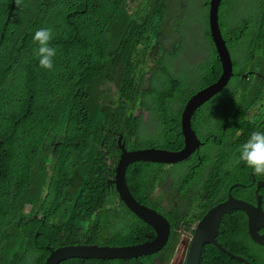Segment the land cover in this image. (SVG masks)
I'll return each mask as SVG.
<instances>
[{"label": "trees", "instance_id": "16d2710c", "mask_svg": "<svg viewBox=\"0 0 264 264\" xmlns=\"http://www.w3.org/2000/svg\"><path fill=\"white\" fill-rule=\"evenodd\" d=\"M211 2L21 0L17 5L16 0H0V264H45L50 251L59 246L51 215L47 212L42 223L25 212L28 204L39 205L37 192L48 176V200L64 209L58 213L64 227L68 222L73 225L74 237L67 245L92 243L86 235L88 223L108 204L121 207L123 216L121 238L112 245L140 244L137 229L142 233V227H152L125 202L115 201L118 194L111 184L122 154L119 136L123 133L126 148L133 147L136 128L140 131L147 125L137 111H149V120L166 117L168 110L183 111L195 93L219 80L223 69L210 29ZM219 22L233 56L234 76L216 96L228 98L216 106L210 100L194 114L201 117L199 111L206 109L212 120H220L228 111L229 128L255 130L256 121L245 115L264 102V0H223ZM190 24L202 30L207 25L200 46L205 58L193 69L185 63L189 55L184 27ZM42 27L54 33L50 44L57 55L51 71L39 67L34 51L32 37ZM183 56L185 66L178 69ZM161 124L164 134L153 128L149 134L165 144L163 137L169 133L164 120ZM239 142L243 144L241 137ZM177 143L174 137L173 145ZM143 176L133 179L132 167L127 168L131 191ZM211 182L209 178L206 195ZM135 195L146 204L147 196ZM170 216L177 221L188 214L174 211ZM227 221L231 233L245 242L231 245L229 251L251 264H264V246L248 234L245 213L223 215L222 223ZM174 249L168 244L142 262L118 261L154 264L159 255L162 261L170 260ZM60 264H86V260L71 258ZM200 264L245 263L206 246Z\"/></svg>", "mask_w": 264, "mask_h": 264}, {"label": "flooded vegetation", "instance_id": "af4514ba", "mask_svg": "<svg viewBox=\"0 0 264 264\" xmlns=\"http://www.w3.org/2000/svg\"><path fill=\"white\" fill-rule=\"evenodd\" d=\"M201 40L200 46L202 45ZM204 58L201 57L195 62L200 64ZM226 98H228L226 95L220 98L214 97L212 98L213 100L211 99V103L213 106H216ZM199 113H201V117L194 114L191 121L192 127L201 141V146L187 160L175 164L136 162L131 165L133 179L138 177L139 174L144 175L141 180L134 181L136 191L141 195L147 196V202L144 205L155 208L166 216L171 223V235L167 245H175L172 258L168 261H162L163 257L159 255L155 259L154 264H159V260L160 262L162 261V264H171L179 244L178 242L184 237L191 238L193 236L199 221L204 218V215L201 218L198 217L196 213L189 211L192 208L201 207L208 212L217 205L227 201L230 197L256 206L258 197H261L262 208L264 210V186L259 188V184L264 182V176L255 175L253 170L242 161L238 160L236 162L235 159H239V152L234 154L235 149L239 150L237 145H242L239 142V137L245 143L250 133L257 131L259 126L263 127L261 131H264V102L253 107L245 115L251 122L256 121L258 127L255 130L240 131L229 128L228 111L220 120H212L210 118V110L201 109ZM136 114H142L147 125L142 126L140 131L136 128V134L132 137L133 147L128 148L129 150L154 147L157 149L179 151L184 148L185 137L182 130V110L172 109L165 111V116L169 119L156 115L154 120H149V111L146 110L143 112L137 111ZM163 120L166 123L165 127H167L165 133H169V135L163 137L165 144H160V141L157 142L149 133L150 129L153 128L155 132L164 134L162 131L164 125L162 126L161 124ZM174 137L177 139V145H173ZM119 160L120 157L118 158ZM143 171L144 173H142ZM209 178H212L210 184L212 189L210 194L206 195L204 190L208 187ZM50 188L51 177L48 176L37 192V195L40 197L39 205L34 208L31 204H28L25 212L31 213L34 218L41 220L42 223L46 222L48 212L51 215V222L55 226L54 239L56 243L59 246L62 243H64L63 245H67L74 237L73 225L71 222H68L67 226L64 227L63 216L61 215L64 209L56 207L58 206V202H53L52 199L48 200ZM59 210L61 214H58ZM174 211H186L188 216L184 219L182 216L179 220L174 221L170 216V213ZM237 211L239 210H231L230 213L224 215L231 216ZM122 217V209L118 205L108 204L101 208L99 212L93 215L94 220L88 223V228L86 229L88 239H92L93 242L90 244L86 243L85 245L116 246L112 245V243H116L121 238ZM179 222L180 226L176 228ZM240 223H242V220ZM231 228L232 224L229 221H227V224L221 222L217 237V241L228 251L230 250L228 247L232 248L231 245L240 246L241 244H245V242L239 239L238 234L231 233ZM140 229L136 231L138 243L151 241L156 237L153 227H142V233H140ZM176 233L179 235V239ZM260 234H264V226L260 229ZM38 235L39 232H37ZM207 246L214 245L207 244ZM157 254L140 257V262L149 256ZM94 260L96 259H86V264H122L117 259L101 262Z\"/></svg>", "mask_w": 264, "mask_h": 264}, {"label": "water", "instance_id": "95a60500", "mask_svg": "<svg viewBox=\"0 0 264 264\" xmlns=\"http://www.w3.org/2000/svg\"><path fill=\"white\" fill-rule=\"evenodd\" d=\"M222 1L212 0L211 2L210 29L223 72L218 81L206 89L199 90L186 103L182 113V130L185 137L184 148L179 151L157 149L154 147L128 150L125 143H123V133L119 136L118 143L122 154L115 168V177L112 179V183H114L119 193L120 200L125 202L129 209L138 214L144 222L154 228L156 237L151 241L129 246H97L85 244L59 246L50 251V255L46 258L45 264H60L71 258L82 260L120 259L127 261L156 254L167 245L171 235V223L169 219L155 208L142 204L132 194L126 179V171L131 164L136 162L174 164L185 161L200 148L201 141L191 124L192 116L202 104L216 97L220 91L227 87L230 79L234 75V61L232 60L219 22ZM262 186H264V182L259 184V187ZM231 210H239L246 214L250 237L256 244L264 246V234H260V229L264 226V210L262 208L261 197H258L256 206L230 197L227 201L205 212L204 218L198 223L192 240L188 237L182 239L171 264H200L202 249L207 244L214 245L221 252L232 258H237L240 262L251 264L246 259L232 254L217 241L222 216L230 213Z\"/></svg>", "mask_w": 264, "mask_h": 264}, {"label": "clouds", "instance_id": "9594fccd", "mask_svg": "<svg viewBox=\"0 0 264 264\" xmlns=\"http://www.w3.org/2000/svg\"><path fill=\"white\" fill-rule=\"evenodd\" d=\"M16 3H17V5H19L21 3V0H16ZM53 36H54V33H53V30L51 28L42 27V28L36 29L34 32V35L32 37L33 42L37 45V48L34 51H35L36 57L38 58L39 67L42 69L48 70V71H51L54 69V59L57 55V49L55 47L51 46V44H50V41L53 39ZM200 54H204V53H201V51H200ZM138 150H140V149H138ZM239 161H242L247 167L251 168L255 175L264 176V131L252 132L249 139L247 140V142L243 143L240 146V148H239ZM114 177H115V175H114ZM112 179H114V178H112ZM111 184L114 185V183H112V180H111ZM115 189H116V187H115ZM130 190H131V188H130ZM133 193L134 192H132V194ZM117 194H118V197H117L118 200L122 201L119 198L118 192H117ZM133 195H135V194H133ZM135 197H136V195H135ZM192 237L190 238V240H192ZM182 239L178 242L179 244L176 248V252H177V249H178ZM176 252H175V254H176ZM127 261H129V260H127Z\"/></svg>", "mask_w": 264, "mask_h": 264}, {"label": "rangeland", "instance_id": "374dc122", "mask_svg": "<svg viewBox=\"0 0 264 264\" xmlns=\"http://www.w3.org/2000/svg\"><path fill=\"white\" fill-rule=\"evenodd\" d=\"M206 28H207L206 24L204 25L205 31L202 30L201 28H198L195 24H190V25H187L186 27H184V34H185V38H186V41L188 44V51H186V53H188V55H189L187 59H186L187 56L185 57V59H186L185 63L187 65L188 69H193L195 64H196L195 61L200 59L201 57H205L204 54H200V40H201L202 35L205 34ZM260 56L261 55H259V58H260ZM185 59H184V56L180 59L181 64L178 67V69L182 66H185L184 65ZM178 69H173V70L177 71ZM206 88L207 87L202 88V89H206ZM226 89H227V87H225L222 91H224Z\"/></svg>", "mask_w": 264, "mask_h": 264}, {"label": "crops", "instance_id": "0c3cea01", "mask_svg": "<svg viewBox=\"0 0 264 264\" xmlns=\"http://www.w3.org/2000/svg\"><path fill=\"white\" fill-rule=\"evenodd\" d=\"M182 113H183V111H182ZM181 162H182V161H181ZM259 188H260V187H259ZM132 190H133V192H134L135 194H137L136 188H134V186H132ZM209 194H210V193H209ZM114 199H115L116 202L119 201L117 197H115ZM186 211H187V210H186ZM189 211H192V212H194V213H196V214L198 215L199 212L204 211V208L196 207V208H192V209L189 210ZM72 245H76V244H72ZM174 257H175V255H174ZM173 259H174V258H173ZM172 261H173V260H172Z\"/></svg>", "mask_w": 264, "mask_h": 264}, {"label": "bare ground", "instance_id": "6f19581e", "mask_svg": "<svg viewBox=\"0 0 264 264\" xmlns=\"http://www.w3.org/2000/svg\"><path fill=\"white\" fill-rule=\"evenodd\" d=\"M231 56H232V53H231ZM232 58H233V56H232ZM221 92H222V91H220V93H221ZM148 206H149V205H148ZM149 207H150V206H149ZM208 245H209V244H208ZM206 246H207V245H206ZM206 246H205V247H206Z\"/></svg>", "mask_w": 264, "mask_h": 264}]
</instances>
